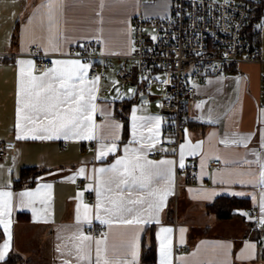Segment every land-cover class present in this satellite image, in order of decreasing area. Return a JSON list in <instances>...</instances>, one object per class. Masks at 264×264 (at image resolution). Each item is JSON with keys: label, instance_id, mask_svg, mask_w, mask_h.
Listing matches in <instances>:
<instances>
[{"label": "crops", "instance_id": "1", "mask_svg": "<svg viewBox=\"0 0 264 264\" xmlns=\"http://www.w3.org/2000/svg\"><path fill=\"white\" fill-rule=\"evenodd\" d=\"M170 7L171 0H155L153 4L142 0H0V54H6L0 61V141L15 143L0 162V191L12 193L10 212L0 217L9 226L6 234L0 224V247L9 240L2 261L16 254L20 264H64L65 260L78 264L73 245L83 235L91 237L85 243L90 245L92 264L96 260V240L104 241L101 247L109 264L131 262L133 243L138 253L134 264H160L162 241L170 249L169 264H264V240L248 214V207L253 205L258 209V218L264 219V106L259 103L264 61L242 63L239 72L196 83V96L186 107L185 137L177 150L171 135V119L161 111L158 100L150 103L137 98L127 108L125 126L118 115L117 99L112 98L109 90V83L122 64L118 59L110 63L102 77L94 79L87 77L89 62L54 59L78 60L87 65L83 80L75 83L88 104L79 134L33 139L32 136L52 134L43 116L31 123L21 120V127L17 128V93L22 73L27 81L29 76L38 77L45 72L36 71L32 58L20 55L29 45L38 44L44 52L59 53L73 44L96 39L100 52L127 55L132 50L133 17L164 16ZM260 45L264 60V26L260 28ZM19 61H31V67ZM134 125L139 143L131 142ZM18 132L26 138L17 139ZM161 140L166 141L162 153L150 157L149 150L157 149ZM112 145L115 150L107 152ZM126 147L142 149L140 154L148 161H173L170 166L160 165L162 169L171 168L170 183L166 177L159 179L134 193V197L142 195L159 203V196L166 189L171 194L164 198L158 211L153 210L151 223H121L116 217H107L102 207L101 216L110 219L102 224L96 219L97 181L111 174L96 170L111 168L121 158L133 160L136 154L125 153ZM100 151L107 155L97 159ZM215 160L219 164L213 166ZM192 163L195 178L189 183L188 167ZM30 166H35L39 174L31 184L18 185L21 170ZM149 191L156 194L149 196ZM23 192L34 195L22 197ZM225 200L236 202L233 215L219 218L210 206ZM84 206L90 210L91 223L83 220ZM99 225L106 227L102 236L94 238L86 233L87 227ZM163 228L171 231L161 232ZM176 244L181 247L177 254ZM152 245L154 260L146 262L142 256Z\"/></svg>", "mask_w": 264, "mask_h": 264}, {"label": "built area", "instance_id": "2", "mask_svg": "<svg viewBox=\"0 0 264 264\" xmlns=\"http://www.w3.org/2000/svg\"><path fill=\"white\" fill-rule=\"evenodd\" d=\"M264 0H171L170 11L164 16L138 14L132 20V50L127 55L105 54L96 39L71 45L67 51L44 52L31 44L20 55L30 57L38 72L48 70L58 57L74 58L91 64L88 79L102 77L110 63L118 59V67L109 90L113 99L144 93L154 87L164 95L157 101L159 108L171 119V135L175 149L186 133V107L196 96V83L208 77L239 72L242 63L263 60L260 35L249 48L245 33L249 11ZM264 26V19L261 27ZM260 27V28H261ZM6 54H0V61ZM259 103L264 106V73L261 75ZM166 141L150 149V157L162 153ZM15 147L14 141H0V162ZM219 164V160L211 163ZM189 183L195 178V164L188 167ZM80 184L81 181L79 180ZM92 197V193H89ZM254 228L264 240V223L258 218L256 206L248 207ZM106 231L104 225L89 226L86 233L94 238ZM181 251L174 246V253Z\"/></svg>", "mask_w": 264, "mask_h": 264}, {"label": "snow or ice", "instance_id": "3", "mask_svg": "<svg viewBox=\"0 0 264 264\" xmlns=\"http://www.w3.org/2000/svg\"><path fill=\"white\" fill-rule=\"evenodd\" d=\"M18 63L28 65L31 67V61H19ZM54 65H68L70 67L59 69L57 67L49 68L43 72L40 76H29L27 81L22 73L20 89L17 93V128L21 127L20 121L24 120L29 123L38 120L41 116L47 120L49 128L52 131L51 135L46 136H32L33 139H52L60 138V135L65 136L72 134H79L78 129L82 125V116L88 109V104L84 99L82 90H77L76 81H82L87 70V65L82 64L80 61H53ZM199 107V105H198ZM136 117L133 115V120ZM49 128H45V131H49ZM26 138L19 134L17 139ZM84 139H92L91 136H83ZM264 138V134H262ZM139 143L135 139V125L133 130V141ZM264 147V144L261 145ZM184 145H181L183 149ZM198 147V145H197ZM115 150V145H112L107 149V152ZM135 153V158L129 160L127 157L118 159L111 168H101L96 171L99 173H110L104 179L97 181V205H96V219L100 220L102 224H107L110 219H105L100 214V209L103 207L105 215L109 218L116 217L119 222L131 224V223H151L154 217V209L159 210L160 204L163 202L167 195H170V190L166 189L162 195L159 196V203H155L151 200H146L144 196L137 195L134 197V193H139L147 188L149 185L162 178H167V182L171 181V168L162 169L160 165H172L171 160H162L159 162H153L145 160L141 155L142 149H129L125 148V153ZM107 152L100 151L97 155V159H101L107 155ZM184 154L181 151L180 167H184ZM123 166L122 170L118 166ZM261 183L264 184V162H261ZM83 171V170H81ZM45 188L50 189L51 185H45ZM115 193V195H113ZM126 193V195H125ZM156 193L149 191L148 195L153 196ZM20 195L32 197L34 193L23 192ZM12 193L0 191V217H3L6 212H10V201ZM90 210L87 206H84V222L91 223L89 215ZM261 212L264 213V197L261 201ZM132 216L133 219H127L126 217ZM144 217H147L146 219ZM77 221L81 220L79 206L77 208ZM158 222V221H157ZM261 223H264L262 219ZM0 224L4 225L5 233H8V224L0 219ZM171 229L163 228L161 232L168 233ZM183 231V229L181 230ZM10 239V237H9ZM78 244H74L75 258L79 262L87 261L88 264H92L91 261V248L85 241H91V237L79 236ZM96 260L95 264H109L104 259V249L101 245L103 240H96ZM9 247V240H6L2 247H0V261L5 257V249ZM136 243L132 244V261L125 262V264H134V261L138 255ZM71 255L72 253L69 252ZM170 255V249L161 242V261L160 264H169L168 257ZM64 264H69V261L65 260Z\"/></svg>", "mask_w": 264, "mask_h": 264}, {"label": "trees", "instance_id": "4", "mask_svg": "<svg viewBox=\"0 0 264 264\" xmlns=\"http://www.w3.org/2000/svg\"><path fill=\"white\" fill-rule=\"evenodd\" d=\"M264 19V2H259L254 5V7L249 11V16L246 23L245 33L249 42V48H253V45L257 41L260 35V27L262 20ZM147 93V91H145ZM141 95L140 92L134 93L131 97H122L116 100V105L118 106L119 116L124 121L126 126V113L127 108L130 104L137 100ZM39 170L35 166L24 167L21 170V175L17 183L31 184L36 176L39 174ZM236 205L235 201L225 200L216 203H212L210 206L219 218H228L233 215L232 208ZM264 255V248H263ZM149 253V254H148ZM146 255H143V260L146 262H153L154 258V245L150 247V251ZM5 264H20V258L16 254H10L4 261L0 262Z\"/></svg>", "mask_w": 264, "mask_h": 264}, {"label": "rangeland", "instance_id": "5", "mask_svg": "<svg viewBox=\"0 0 264 264\" xmlns=\"http://www.w3.org/2000/svg\"><path fill=\"white\" fill-rule=\"evenodd\" d=\"M142 1H144L147 4H153V2H155V0H142ZM146 90H147L148 96L143 99L146 102H150V103L155 102L156 100H158L160 97L164 95L163 91H159L155 89L154 87H148L146 88Z\"/></svg>", "mask_w": 264, "mask_h": 264}, {"label": "water", "instance_id": "6", "mask_svg": "<svg viewBox=\"0 0 264 264\" xmlns=\"http://www.w3.org/2000/svg\"><path fill=\"white\" fill-rule=\"evenodd\" d=\"M147 97V94H141L139 97H138V99L140 100V99H142V98H146Z\"/></svg>", "mask_w": 264, "mask_h": 264}]
</instances>
